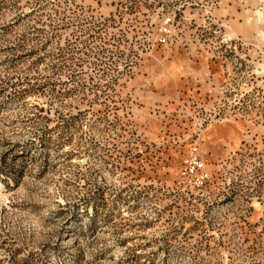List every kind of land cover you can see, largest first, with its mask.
<instances>
[{
    "label": "rangeland",
    "instance_id": "rangeland-1",
    "mask_svg": "<svg viewBox=\"0 0 264 264\" xmlns=\"http://www.w3.org/2000/svg\"><path fill=\"white\" fill-rule=\"evenodd\" d=\"M0 264H264V0H0Z\"/></svg>",
    "mask_w": 264,
    "mask_h": 264
},
{
    "label": "built area",
    "instance_id": "built-area-1",
    "mask_svg": "<svg viewBox=\"0 0 264 264\" xmlns=\"http://www.w3.org/2000/svg\"><path fill=\"white\" fill-rule=\"evenodd\" d=\"M187 169L190 172H192L193 170L195 171L193 175L195 176V181L197 183H202L206 179H208V174L204 170L202 162L196 156H192L189 159L188 163L183 168V173L184 171L186 172Z\"/></svg>",
    "mask_w": 264,
    "mask_h": 264
}]
</instances>
